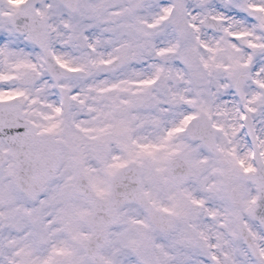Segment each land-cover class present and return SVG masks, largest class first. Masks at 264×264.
<instances>
[{
	"label": "snow or ice",
	"instance_id": "snow-or-ice-1",
	"mask_svg": "<svg viewBox=\"0 0 264 264\" xmlns=\"http://www.w3.org/2000/svg\"><path fill=\"white\" fill-rule=\"evenodd\" d=\"M0 264H264V0H0Z\"/></svg>",
	"mask_w": 264,
	"mask_h": 264
}]
</instances>
